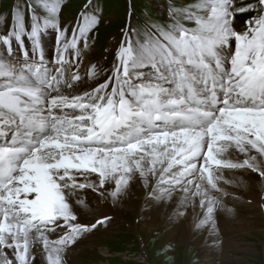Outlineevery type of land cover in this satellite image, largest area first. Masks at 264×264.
Here are the masks:
<instances>
[{
    "label": "snow or ice",
    "instance_id": "6c2138e0",
    "mask_svg": "<svg viewBox=\"0 0 264 264\" xmlns=\"http://www.w3.org/2000/svg\"><path fill=\"white\" fill-rule=\"evenodd\" d=\"M26 3L30 26L19 5L10 21L0 17L8 23L0 33V264H35L41 246L45 264H64L71 243L111 219L80 222L87 191L115 204L137 176L157 201L182 192L197 229H215L225 209L223 169H250L264 189V0L170 5L165 21L125 32L103 82L94 63L83 77L65 57L74 49L80 61L77 29L70 43L61 40L63 0ZM100 12L89 0L81 13L84 47ZM246 12L255 14L237 30L235 15ZM49 28L57 32L55 67L42 47ZM25 38L39 59L12 62ZM87 80L96 83L80 88Z\"/></svg>",
    "mask_w": 264,
    "mask_h": 264
},
{
    "label": "rangeland",
    "instance_id": "374dc122",
    "mask_svg": "<svg viewBox=\"0 0 264 264\" xmlns=\"http://www.w3.org/2000/svg\"><path fill=\"white\" fill-rule=\"evenodd\" d=\"M192 2L193 0H91V4L98 7L101 12L99 23L87 34L92 43L90 54L85 55L83 60V66L89 62L100 61L103 73H110L116 63L117 49L125 39V32H128V29L142 28L144 24L152 21H165L170 5L178 7ZM32 3L35 4V0H32ZM130 3L133 4L134 13L131 12ZM255 3L257 0H235L236 7ZM86 4H89V0H63L58 16L59 27L67 29L66 33H71L74 28L78 31V25L83 23L81 13L85 10ZM14 5L21 7L26 26H30L26 0H0V17H8L10 21ZM87 11L91 14L93 9L89 7ZM254 14L237 13L234 27L243 30L245 21ZM126 19L127 25L121 32ZM7 28L8 23L0 24V33ZM48 30L57 33L54 28ZM237 197L241 198L240 195ZM148 199L157 202L150 197ZM104 200L96 197L95 203L108 213L111 219L107 225L86 233L82 240L87 242L80 246L74 256L68 257L70 259H66L64 264H264V218L255 216L251 209L237 207L238 210L233 212L247 216L253 223L258 221L255 226L239 224V227H235L227 223L225 225L217 211L215 223L218 219L220 222L215 225L216 234L213 236L219 240L215 239L213 242L203 240L201 236L195 239L184 238L182 229L178 234H168L167 230L171 227L164 226L160 220L150 226L149 222L154 212L152 210L141 212L139 209L127 208L119 211L123 218L114 216L113 212L109 213L110 198ZM183 215L184 213L181 216Z\"/></svg>",
    "mask_w": 264,
    "mask_h": 264
},
{
    "label": "bare ground",
    "instance_id": "6f19581e",
    "mask_svg": "<svg viewBox=\"0 0 264 264\" xmlns=\"http://www.w3.org/2000/svg\"><path fill=\"white\" fill-rule=\"evenodd\" d=\"M128 32L131 33V30L128 29ZM66 34L68 38H66ZM77 37H78L77 47L80 53V61H76L75 56L70 55L72 53H75L76 50L74 49H69L65 52L66 59H70L72 63L74 64L79 63L78 70H79L80 75L83 77H86L89 65L94 63L99 69V75L97 77V80L99 82H103L106 76L112 75V71L108 74H104L100 61L89 62L88 64L83 66V60L85 58V55L90 54L89 51H90L92 42H90L88 39L87 47H84L83 38H79V31H77ZM64 39H66L70 43L72 40V32L71 33L65 32L64 37H61V40H64ZM132 39H135V37H132ZM60 46L62 47V44ZM42 47L44 51L45 60H48L49 62L56 64V56H57V48H58L57 33L55 32L52 33L47 29L42 34ZM233 48H234V44H233ZM13 49H14L13 54L20 55V58L25 57V50H27L28 57L30 59H33L31 42L28 41L27 38H25V50L20 49L16 44L13 45ZM0 55H4L3 50H0ZM37 56H39V53H37ZM95 83L96 81L87 80V84L83 82L80 83V88L83 89L88 86H94ZM232 155L234 158L243 159L242 154L235 152L234 149L232 150ZM222 174H223L224 180L232 181V183H225L224 180L219 181V186L228 193V195L223 197V203L225 205V209L218 210L221 220L223 219L222 220L224 222L223 224L225 225L226 223L232 224L235 227H239L238 226L239 224H242L243 226L245 225L255 226V224H258L259 223L258 221L253 223L249 220L247 216L237 215L235 212H233V210H238V209H241V207H246L248 209H251V212H253L255 216L257 217L261 216L264 218V207H262V204H264V199H262V196H264V189H262L260 184L258 183L257 174L251 172L250 169H223ZM91 179H95L94 174L91 177ZM153 182L155 181L151 177H149V183L151 184ZM147 192H148V189L144 187L143 182L137 176L136 179L131 181L127 194L124 195L117 203L113 204L110 198L109 207L111 210L109 213L112 214L113 212L112 215L121 218L122 214L121 213L119 214V211L121 212L122 209L123 210H126L127 208L128 210L129 208H131V210L139 209L141 212L152 210L154 212L151 215V221L149 222L151 224L150 226L155 224L157 220H160V222L163 223L164 226L171 227L169 230H167L168 234H172V233L178 234L180 229H182L181 231L183 232L184 238L191 237L192 239H195L197 236H201L203 240L205 239V240H210L213 242H215L216 240H219L218 238H214L213 236L214 234H216L215 229H211L209 226H207L206 228H204L205 227L204 226L199 229L195 227V221L193 219V214H192V207L188 206L187 211H185V209L181 206V203H180L181 197L184 195L182 192L178 190L173 193V196L171 199H163L157 202L150 201V199H148L149 196H147ZM81 195L83 196L85 195V193L82 192ZM238 195H240L241 197L240 199H238L237 197ZM95 198H96L95 194L91 193L90 190L87 191L88 208L85 209L83 207L78 206L79 213H80L79 215L80 222L91 224V223H94L95 219L99 218V216L105 215V214L108 215V213L104 212L101 209V207H99L95 203ZM237 207L239 208L236 209ZM229 208L232 210L231 212L227 211V209ZM178 211L184 213L183 217L177 214ZM195 211L197 213L200 212L199 206L196 207ZM168 219H170V221ZM236 219L238 220L237 222L235 221ZM217 222H220V220L218 219ZM217 222L215 223V225L217 224ZM99 227L101 228V226H98L96 229H98ZM203 228L204 230H202ZM136 230L140 231L138 228H136ZM198 230H201V231L199 232ZM194 234H196V236ZM58 235H59V232L57 234L51 235L50 238L56 239ZM85 235L86 233L83 234L81 237L77 238L74 243H71L64 250L63 261H65L66 259H70L68 257L74 256V254H76V251L81 248L80 246L87 242L85 240H82V238ZM229 243L232 244L233 242H229ZM210 250L212 251V249ZM43 255L44 254H43L42 246H41V248L37 251V258H36L35 264H45Z\"/></svg>",
    "mask_w": 264,
    "mask_h": 264
}]
</instances>
